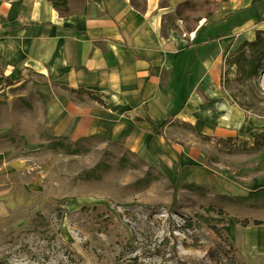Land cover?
<instances>
[{
	"label": "rangeland",
	"instance_id": "obj_1",
	"mask_svg": "<svg viewBox=\"0 0 264 264\" xmlns=\"http://www.w3.org/2000/svg\"><path fill=\"white\" fill-rule=\"evenodd\" d=\"M177 19L172 27H189ZM259 39L264 46V34ZM261 42L243 47L244 58L237 49L225 76L227 92L255 125L220 138L174 116L162 125L183 164L215 174L211 186L168 178L96 137H54L31 85L41 79L15 85L0 74V264H264V198H256L264 194V60L249 63L264 51ZM221 178L231 196L223 197ZM237 185L242 198L234 197ZM244 220L261 226L235 222Z\"/></svg>",
	"mask_w": 264,
	"mask_h": 264
},
{
	"label": "crops",
	"instance_id": "obj_2",
	"mask_svg": "<svg viewBox=\"0 0 264 264\" xmlns=\"http://www.w3.org/2000/svg\"><path fill=\"white\" fill-rule=\"evenodd\" d=\"M64 1L55 9L47 0H0V74L15 85L41 79L31 85L54 137H96L168 178L211 186L215 174L195 161L183 164L162 125L174 116L219 138L255 125L227 92L225 76L237 49L264 32V0H212L218 9L195 28L175 15L187 0ZM174 18L188 30L172 27ZM221 179L223 197L231 196ZM250 226L261 225L242 228Z\"/></svg>",
	"mask_w": 264,
	"mask_h": 264
},
{
	"label": "trees",
	"instance_id": "obj_3",
	"mask_svg": "<svg viewBox=\"0 0 264 264\" xmlns=\"http://www.w3.org/2000/svg\"><path fill=\"white\" fill-rule=\"evenodd\" d=\"M49 1L52 6L57 9L59 6H64L65 1L64 0H47ZM218 9V5L212 1V0H187L181 4H179L175 10V15L179 18H181L183 16V18H181L182 20L186 21L189 23V25H191L192 27H196L198 25V22L201 20H208L211 15ZM188 30V28H186ZM264 34V32H257L256 33V38L253 42H245L242 44L241 46V50H240V57L244 58L243 56V52H242V48L243 47H255L257 46L261 41L259 39L260 35ZM261 46L262 48H264L262 42H261ZM264 60V51L260 54V56L258 58H255L251 61H249V63H254V68H257L258 65L261 63V61ZM250 63V64H251ZM264 143V142H263ZM177 189L175 187H173V203H176V195H177ZM218 213H221L220 210L217 211ZM237 224H239L241 227H247L248 225H260V222H252L249 223L248 221L244 220V221H235ZM210 225V226H209ZM220 225V224H219ZM209 227H214L215 228V232L217 235H219L220 237H223V239H225V241L228 242L227 237L223 236L222 231L220 230V228H217L216 225L214 224H208L207 228ZM209 230L211 228H208Z\"/></svg>",
	"mask_w": 264,
	"mask_h": 264
}]
</instances>
